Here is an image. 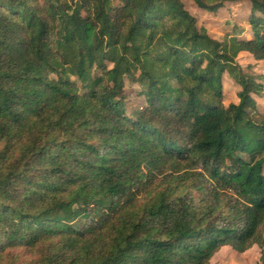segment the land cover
Instances as JSON below:
<instances>
[{
    "label": "trees",
    "instance_id": "16d2710c",
    "mask_svg": "<svg viewBox=\"0 0 264 264\" xmlns=\"http://www.w3.org/2000/svg\"><path fill=\"white\" fill-rule=\"evenodd\" d=\"M249 1L248 27L218 39L183 0H0V264L264 247L263 75L237 61L264 62V0Z\"/></svg>",
    "mask_w": 264,
    "mask_h": 264
},
{
    "label": "rangeland",
    "instance_id": "374dc122",
    "mask_svg": "<svg viewBox=\"0 0 264 264\" xmlns=\"http://www.w3.org/2000/svg\"><path fill=\"white\" fill-rule=\"evenodd\" d=\"M186 9L197 18L198 25L207 28L208 32L215 38L222 39V37L232 31V25L236 24L240 27H248L246 20L247 13L250 8V1H237L231 5H226L218 10V12H208L194 2V0H183ZM237 61L242 67L247 66L249 63L252 65V69L256 73L263 75L262 82L264 84V62L261 60H255L248 52L242 51L237 56ZM223 85L228 91L230 96L231 92H234L239 86L229 76L228 72L223 74ZM126 91L127 100L126 107L128 111H136L140 109L144 97L139 94L140 87L137 83L131 82L126 79ZM255 100L258 105V109L264 112V87L261 95H255ZM228 102V98L224 99ZM232 251V249H229ZM235 251V250H234ZM232 253V254H231ZM222 250L214 254L215 258L212 259L211 264H264V247L261 248L258 245L253 246L244 253L231 252Z\"/></svg>",
    "mask_w": 264,
    "mask_h": 264
},
{
    "label": "crops",
    "instance_id": "0c3cea01",
    "mask_svg": "<svg viewBox=\"0 0 264 264\" xmlns=\"http://www.w3.org/2000/svg\"><path fill=\"white\" fill-rule=\"evenodd\" d=\"M254 246H255V245H254ZM252 247H253V246H252ZM252 247H251V248H252ZM229 249H232V251L229 250ZM249 249H250V248H249ZM249 249H248V250H249ZM222 250H227V252L230 251V253H231V252H238V251H236V250L234 251V249L231 248V247H229V246H223L218 252H221ZM248 250H246V251H248ZM218 252H217V253H218ZM239 253H242V252H239ZM243 253H244V252H243ZM215 254H216V253H215ZM231 254H232V253H231ZM214 256H215V255H214ZM214 256L212 257V259L215 258ZM212 259H211V262H212Z\"/></svg>",
    "mask_w": 264,
    "mask_h": 264
}]
</instances>
